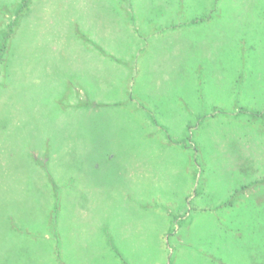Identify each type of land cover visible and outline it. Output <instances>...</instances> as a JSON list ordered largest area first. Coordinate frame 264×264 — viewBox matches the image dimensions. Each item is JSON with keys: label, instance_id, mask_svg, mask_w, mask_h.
Segmentation results:
<instances>
[{"label": "rangeland", "instance_id": "obj_1", "mask_svg": "<svg viewBox=\"0 0 264 264\" xmlns=\"http://www.w3.org/2000/svg\"><path fill=\"white\" fill-rule=\"evenodd\" d=\"M133 2L0 0V264H264V0Z\"/></svg>", "mask_w": 264, "mask_h": 264}, {"label": "crops", "instance_id": "obj_2", "mask_svg": "<svg viewBox=\"0 0 264 264\" xmlns=\"http://www.w3.org/2000/svg\"><path fill=\"white\" fill-rule=\"evenodd\" d=\"M98 2H102V3H105L106 5L110 6L109 7V11L106 10V13L109 14V16L112 18H109L108 17H105L106 19V22H105V25L103 26V28L105 30H103V34H105V31L108 29V27H110V25L114 24V21L113 20H120V26H125L126 28L129 29V27L131 28H136L138 30H140V27L142 28L143 26H141V23L138 22L135 17H133V13L136 11L135 9V5H134V2L133 0H96ZM115 7V8H114ZM86 30V29H85ZM142 31V30H141ZM154 32V33H153ZM143 33V32H142ZM156 31H149L148 34H155ZM87 36L88 41L87 42V46L89 48L88 50V58L91 59H95V51L98 50V55L100 56V54L102 55V57H106L108 58L109 60L111 59H119L120 56H119V53L117 54L114 50L115 49H111L109 48L107 45L109 40L103 36L102 38H98L97 37V34L95 32H91V31H87L85 33ZM129 42V40H128ZM127 42V43H128ZM132 42L135 43V41H133L132 39ZM93 45H100L99 48L96 49V47H94ZM93 52V53H91ZM118 52V51H117ZM104 54V55H103ZM121 59V58H120ZM79 75V73H78ZM77 75V77H78ZM79 77H84L86 78V76L80 74ZM92 90V89H90Z\"/></svg>", "mask_w": 264, "mask_h": 264}]
</instances>
